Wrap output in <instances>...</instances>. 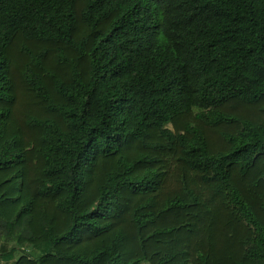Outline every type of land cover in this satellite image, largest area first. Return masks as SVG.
<instances>
[{
	"label": "trees",
	"instance_id": "obj_1",
	"mask_svg": "<svg viewBox=\"0 0 264 264\" xmlns=\"http://www.w3.org/2000/svg\"><path fill=\"white\" fill-rule=\"evenodd\" d=\"M0 264H264V0H0Z\"/></svg>",
	"mask_w": 264,
	"mask_h": 264
}]
</instances>
